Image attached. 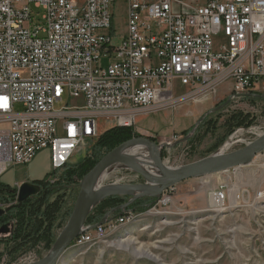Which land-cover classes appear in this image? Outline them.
<instances>
[{
    "label": "built area",
    "instance_id": "built-area-1",
    "mask_svg": "<svg viewBox=\"0 0 264 264\" xmlns=\"http://www.w3.org/2000/svg\"><path fill=\"white\" fill-rule=\"evenodd\" d=\"M116 1L0 0V176L42 151L52 172L67 167L99 136L98 116L133 127L139 115L201 102L225 84L241 97L264 79V0H124L118 43ZM65 94L80 104L55 110ZM236 193L220 184L214 205ZM123 218L84 225L75 245L102 239Z\"/></svg>",
    "mask_w": 264,
    "mask_h": 264
},
{
    "label": "rangeland",
    "instance_id": "rangeland-1",
    "mask_svg": "<svg viewBox=\"0 0 264 264\" xmlns=\"http://www.w3.org/2000/svg\"><path fill=\"white\" fill-rule=\"evenodd\" d=\"M112 13L114 42L118 43L126 30L124 0L116 1ZM219 43L215 39V49ZM228 87L220 86L218 93L226 90L223 98L214 102L207 113L199 110L210 107L208 98L139 115L132 127L133 137L169 144L162 155L165 163L173 167L218 152L239 131L241 135L224 151L243 147L264 132V79L241 97L230 98ZM173 91L179 96L185 88L175 83ZM68 102L80 104L68 101L65 94L53 108L60 109ZM96 122L99 136L115 126L103 116H98ZM99 136L87 143L85 150L77 149L67 167L88 156ZM67 167L52 172L49 154L42 151L30 163L10 166L0 176V182L9 186L27 178L26 181L44 180L68 188H59L60 194L54 193L46 208L43 203L40 206L38 214L45 219L38 216L40 222L35 223L41 224L30 239L33 242L14 249L6 241L9 233L0 234V264L38 261L53 247L70 217L81 181L76 178L66 185L63 177ZM103 177L104 186L144 183L140 174L121 164L111 166ZM220 184L230 185L240 198L214 205L213 194ZM260 192L264 193V151L246 165L185 180L159 196L142 195L131 202L132 194L105 196L88 215L94 214L100 221L106 214L112 220L124 217L123 220L98 241L75 245L73 240L57 264H264V195L257 197ZM55 196L59 198L50 206ZM12 202L9 199L1 204L4 207Z\"/></svg>",
    "mask_w": 264,
    "mask_h": 264
},
{
    "label": "water",
    "instance_id": "water-1",
    "mask_svg": "<svg viewBox=\"0 0 264 264\" xmlns=\"http://www.w3.org/2000/svg\"><path fill=\"white\" fill-rule=\"evenodd\" d=\"M134 146L146 148L152 161L153 171L143 168L133 157L125 153L127 148ZM165 146H169V144H158L148 137L136 136L120 143L103 155L81 179L79 183V192L70 217L53 247L42 259L22 264H57L61 256L70 247L73 240L81 232L92 208L105 196L132 194L130 190L138 192V194H132V201L142 195L159 196L168 188L185 180L246 165L257 154L264 151V132L236 150L216 152L197 161L175 167L169 166L163 160L162 150ZM115 164H121L137 172L143 177L144 183L119 186L116 189L109 190L98 196L92 194V189L98 178ZM39 191L40 187L38 185L29 181L21 182L18 188L17 203L15 206L21 205L30 196L38 194ZM11 208L12 206L7 208L0 207V218ZM102 222L103 220L100 221L99 224ZM97 224L91 225L90 228H94ZM8 231L7 224H2L0 226V234L7 233Z\"/></svg>",
    "mask_w": 264,
    "mask_h": 264
},
{
    "label": "trees",
    "instance_id": "trees-1",
    "mask_svg": "<svg viewBox=\"0 0 264 264\" xmlns=\"http://www.w3.org/2000/svg\"><path fill=\"white\" fill-rule=\"evenodd\" d=\"M134 136L132 131V127H123V126H113L112 128H108L105 132H103L99 138L97 139L92 152L88 154L80 163L76 164L72 167H67L63 179L66 181V185L71 184L74 179H82L83 176L96 164V162L107 152L112 150L114 147L119 145L120 143L131 139ZM38 185L41 186L38 194L30 196L27 200H25L19 206H12L10 209V214L6 217L10 222L14 221V226L12 231L9 233V239H7V244L12 243L14 249H22L26 244H30L34 238L33 234L37 227L35 222H40L38 220V216L44 220L43 216H40L38 213L40 211V206L45 204L46 206L49 204L50 198L54 193L59 195V188H66L67 186H63L62 184H54L51 185L49 183H45L44 180H37ZM55 186V187H54ZM68 189V188H66ZM7 196V198H4ZM59 196H55L54 201L50 204V206L57 200ZM111 198V197H110ZM9 199L15 201V189L13 186L4 185L0 182V202L8 201ZM17 203V200H16ZM98 208V207H96ZM36 218V219H34ZM94 217V214H90L87 217L86 224H94L101 220L99 217ZM4 223V215L0 218V225ZM37 232V231H36ZM29 240V241H28Z\"/></svg>",
    "mask_w": 264,
    "mask_h": 264
},
{
    "label": "bare ground",
    "instance_id": "bare-ground-1",
    "mask_svg": "<svg viewBox=\"0 0 264 264\" xmlns=\"http://www.w3.org/2000/svg\"><path fill=\"white\" fill-rule=\"evenodd\" d=\"M241 133H242L241 131L236 133L227 143H225L224 147L218 152H224V150L228 149L233 143H235V138L241 135ZM125 153L133 157L134 160L143 168H146L149 171H153L152 161L145 147H142V146L129 147L125 150ZM105 173L106 171L96 181L92 189V194L96 196L102 195L108 192L109 190H113L119 187L117 184L109 185V186L102 185V178H104L103 176L105 175ZM130 192L132 194H138V192L134 190H130ZM212 203H214L213 200H212Z\"/></svg>",
    "mask_w": 264,
    "mask_h": 264
},
{
    "label": "flooded vegetation",
    "instance_id": "flooded-vegetation-1",
    "mask_svg": "<svg viewBox=\"0 0 264 264\" xmlns=\"http://www.w3.org/2000/svg\"><path fill=\"white\" fill-rule=\"evenodd\" d=\"M36 181H37V180H29V182H32L33 184L38 185V183H37ZM38 186L41 188L40 185H38ZM13 188L15 189V197H16V199H17L18 188H17L15 185L13 186ZM15 204H16V201L12 202V203L9 204V205H7V204L4 205L3 208H7V207H10V206H14ZM8 214H10V210L4 214V223H3V224H7L8 229L11 230V229H13L14 221H11V222H10L8 219H6V217L8 216ZM8 232H9V231H8ZM8 232H7V233H8Z\"/></svg>",
    "mask_w": 264,
    "mask_h": 264
},
{
    "label": "crops",
    "instance_id": "crops-1",
    "mask_svg": "<svg viewBox=\"0 0 264 264\" xmlns=\"http://www.w3.org/2000/svg\"><path fill=\"white\" fill-rule=\"evenodd\" d=\"M226 91V90H225ZM224 91V92H225ZM224 92H220L219 91V93L217 92L215 95H213L212 97H208V99H211V102H210V107L209 108H207L206 110H204V109H202L201 110V108H200V110H199V113H203V112H206L207 113V111H209L210 109H211V107H212V105L214 104V102H216V101H218V100H220V99H222L223 97V94H224ZM101 134V133H100ZM26 179L27 178H23V179H21V181H19V183H21V182H23V181H26ZM188 180H190V179H188ZM18 182V181H17Z\"/></svg>",
    "mask_w": 264,
    "mask_h": 264
}]
</instances>
